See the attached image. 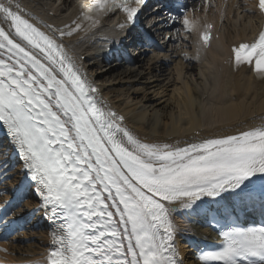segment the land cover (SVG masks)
Segmentation results:
<instances>
[{
    "label": "snow or ice",
    "instance_id": "snow-or-ice-1",
    "mask_svg": "<svg viewBox=\"0 0 264 264\" xmlns=\"http://www.w3.org/2000/svg\"><path fill=\"white\" fill-rule=\"evenodd\" d=\"M145 3L87 0L58 27L33 20L18 0H0V127L28 177L14 200L31 190L52 224L44 264H183L173 220L181 209L219 229V243L199 251L200 264H264V219L240 222V213L264 217V117L234 134H197L184 146L146 142L104 101L64 42L110 16L125 31ZM203 6L207 12L212 0ZM255 7L264 15V0ZM170 18L182 24L184 39L198 33L197 57L210 47L212 23ZM230 60L264 78V28L232 45ZM11 206L5 203L0 224L12 223Z\"/></svg>",
    "mask_w": 264,
    "mask_h": 264
},
{
    "label": "bare ground",
    "instance_id": "bare-ground-1",
    "mask_svg": "<svg viewBox=\"0 0 264 264\" xmlns=\"http://www.w3.org/2000/svg\"><path fill=\"white\" fill-rule=\"evenodd\" d=\"M254 1L212 0V6L205 12L203 0H196L187 10L200 23L213 20L219 33L202 64L193 61L183 36L170 40V49L164 50V54L138 56L129 67L91 66L98 63L100 45L114 28V19L110 17L93 33L65 37L64 42L100 93L124 116L125 125L134 134L146 142L184 146L185 142H191L189 136L195 131L202 130V137L214 133L234 134L258 124L264 117V78L256 77L248 66L234 69L231 63L228 71H215L222 57L228 54V46L251 39L262 28L263 19L254 11ZM86 2L18 0L33 20L58 27L74 19ZM166 56L170 57L167 61ZM9 149L12 156L16 150L12 144ZM3 157L0 155V200L8 193L10 180L20 175L11 174L7 169L8 159ZM31 197V203L39 200ZM9 198L6 196L5 201H0V211ZM38 206L35 203L31 208ZM42 213L41 208L33 218L18 222L12 228L2 226L0 247L7 252H0V264H44L51 244L52 224ZM4 227L7 233L2 232ZM185 251L184 263L196 264L192 253Z\"/></svg>",
    "mask_w": 264,
    "mask_h": 264
}]
</instances>
